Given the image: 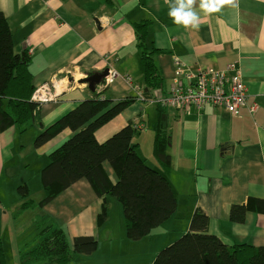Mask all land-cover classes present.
<instances>
[{
    "label": "crops",
    "instance_id": "0c3cea01",
    "mask_svg": "<svg viewBox=\"0 0 264 264\" xmlns=\"http://www.w3.org/2000/svg\"><path fill=\"white\" fill-rule=\"evenodd\" d=\"M195 10L200 17L199 28L186 29L173 23L165 0H0L15 52L28 56L36 89L44 83L56 85L55 99L40 104L38 120L26 132L21 133L17 126L0 129V191L6 195L0 194V241L7 259L3 237L10 233V216L13 214L11 223L17 222L27 211L16 215L22 203L19 186L28 185L32 169L39 172L42 184L41 170L49 161L48 154L75 132L66 128L39 148L34 146L35 137L97 95L111 100V105L129 97L134 100L97 129V140L104 142L129 122H138L141 131L134 140L139 144L138 154L159 171L162 166L154 153V142L162 113L164 131L170 136L166 151L171 171L167 179L176 196L177 209L148 236L134 241L127 235L122 204L113 196H98L86 179L75 182L45 206L33 209L37 211L35 217L45 216L63 228L71 243L77 236L97 239V250L91 255L76 256V262L94 264L95 253L108 244L114 254L121 253V260L152 262L164 244L190 230L197 210L209 217L207 233L226 245L264 246V212L250 209L242 223L230 220L232 205L247 204L250 198L264 199V3L238 0L236 8L224 5L219 12L205 14L197 0ZM142 20L151 22L148 42L162 50L155 60L163 82L154 96L168 92L174 76V56L191 65L218 69L239 62L248 104L258 105L256 114L250 115L243 108L240 116H233L212 105L190 115L171 107H161L159 112L158 104L144 93L147 87L133 26ZM109 68L119 76L108 87H97L94 93L87 84L79 83L87 75ZM125 76H130L131 81L127 82ZM70 77L74 80L70 81ZM104 168L116 183L111 165L105 162ZM104 204L106 219L100 223L98 217ZM14 231L13 244L18 254L27 241L24 235L38 233L34 219L29 226ZM117 239L123 242L120 251ZM103 260L111 263L107 257Z\"/></svg>",
    "mask_w": 264,
    "mask_h": 264
},
{
    "label": "trees",
    "instance_id": "16d2710c",
    "mask_svg": "<svg viewBox=\"0 0 264 264\" xmlns=\"http://www.w3.org/2000/svg\"><path fill=\"white\" fill-rule=\"evenodd\" d=\"M148 20L134 23L137 47L143 64L144 82L149 90L147 98L162 86L163 78L155 56L162 50L148 42ZM29 58L15 52L12 32L7 18L0 11V129L17 126L26 132L38 120L40 103L32 99L36 87L29 68ZM96 93V91L94 92ZM151 95V96H150ZM134 100L129 97L111 105V100L98 97L87 99L75 109L45 128L34 139L35 148L52 140L66 128L75 134L48 154V163L41 170L45 192L40 201L30 197L27 184L18 188L22 203L16 215L37 206H45L75 182L86 179L95 193L115 197L123 206L127 235L138 241L169 219L177 209V199L167 179L171 171V158L166 149L170 136L164 131V116L159 113V126L155 136L154 153L162 166L159 171L149 166L138 154L135 137L140 134L138 122L131 121L104 142L95 136L98 128L113 119ZM159 112L162 110L158 105ZM108 162L117 175L113 183L104 168ZM264 212V199L250 198L247 204H234L230 220L242 223L248 210ZM106 204L98 220L106 219ZM38 229L32 241H26L20 250L21 264H68L75 255H91L97 250L94 236H77L72 243L63 228L45 216H37ZM208 215L197 210L191 219L190 230L161 249L152 264H264V246L249 243L228 246L217 236L207 233ZM0 264H8L0 241Z\"/></svg>",
    "mask_w": 264,
    "mask_h": 264
},
{
    "label": "built area",
    "instance_id": "2783aa9c",
    "mask_svg": "<svg viewBox=\"0 0 264 264\" xmlns=\"http://www.w3.org/2000/svg\"><path fill=\"white\" fill-rule=\"evenodd\" d=\"M174 76L168 92H158L152 99L161 107H171L182 115L200 111L206 105L222 107L233 116H240L247 108L250 115H255L258 105L248 104L247 87L239 62H232L223 69L191 65L174 56ZM114 68L98 87L106 88L117 78ZM127 82L130 76H125ZM54 82L39 86L32 99L38 103L54 100L56 97ZM141 96V95H140ZM144 99V96H141ZM141 125H139L140 127Z\"/></svg>",
    "mask_w": 264,
    "mask_h": 264
},
{
    "label": "rangeland",
    "instance_id": "374dc122",
    "mask_svg": "<svg viewBox=\"0 0 264 264\" xmlns=\"http://www.w3.org/2000/svg\"><path fill=\"white\" fill-rule=\"evenodd\" d=\"M145 157H147V156H145ZM28 181H29L28 185H29V187L31 189L30 190V196L33 197L36 200L41 199L43 197V189H42V184H41L40 179H39V172L35 171V169H32L30 171V173H29V180ZM3 192H4L3 190L0 191V194H2V196H6ZM3 205H4V203H3ZM6 207L8 209L11 208V206H10V204L8 202L6 203ZM9 211H10V215H11L12 214L11 213V210H9ZM36 212L37 211L34 210V209H28L26 211L25 215L21 218V220H19L17 222L16 221L15 222L13 221L12 223H11V220H12V217L11 216H13V214L10 216V219H9V222H8V225H7L8 226V230H10V233H6L5 237H3V240H4L5 244H7V249H8L7 250L8 251V259H7V261H8L7 263L8 264H21V262H20V254H18V251L16 252L15 247H14V244H13V240L15 239L14 238L15 237L14 236V232H15L14 230L17 231L19 227H27V226H29L31 224V222H33V219L36 218L35 217V213ZM34 235H35L34 233H31L29 235L28 234H25L24 235V238L27 239V241H32L36 237ZM29 237L31 239H29ZM179 237H182V236H179ZM117 240H118V243L116 245H118L117 246L118 247V251H120L119 248L123 245V242L121 240H119V239H117ZM102 241H104V240H101V243H102ZM104 243L105 242H103V244ZM172 243L173 242H171L170 244H164L162 246V248H160V249H163V247L165 248V247L171 245ZM103 244H101V245H103ZM108 246H109V244H108ZM108 246L107 245H104L103 249L102 248H99L98 249V251L95 253V257H93V258H96L94 260L95 261L94 264H105L104 263L105 260H103L105 257L108 258L107 261H109V262L111 261V263H108V264H134V263L128 262L126 259H122L121 260V258L123 257L121 255V253L120 254H114V251H112V248H110ZM157 254H158V252H157ZM76 256H81V254L75 255V259H73V261H71L68 264H83V262H80V261L79 262H76L77 261ZM112 256H117V258L118 257L119 258L117 259V261H115L114 259L113 260L111 259ZM112 262H114V263H112ZM152 262H142L140 264H152ZM86 264H92V263H91V261H89V262H86Z\"/></svg>",
    "mask_w": 264,
    "mask_h": 264
},
{
    "label": "clouds",
    "instance_id": "9594fccd",
    "mask_svg": "<svg viewBox=\"0 0 264 264\" xmlns=\"http://www.w3.org/2000/svg\"><path fill=\"white\" fill-rule=\"evenodd\" d=\"M264 3V0H260ZM169 7L168 15L173 23L184 28L198 29L200 17L195 10L197 0H165ZM224 5L238 7V0H199V8L205 14L219 12Z\"/></svg>",
    "mask_w": 264,
    "mask_h": 264
},
{
    "label": "water",
    "instance_id": "95a60500",
    "mask_svg": "<svg viewBox=\"0 0 264 264\" xmlns=\"http://www.w3.org/2000/svg\"><path fill=\"white\" fill-rule=\"evenodd\" d=\"M96 21L98 24V20H96ZM108 74H109L108 69L104 70L103 72H95V73H92L90 75H87L85 78L80 79L79 83L80 84H83V83L87 84L89 89L92 92H95L98 85H100L103 82V80L105 79L106 76H108ZM69 79H70V81L74 80L73 77H70ZM144 93H145V95L149 94L148 88H145Z\"/></svg>",
    "mask_w": 264,
    "mask_h": 264
}]
</instances>
